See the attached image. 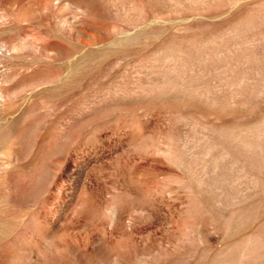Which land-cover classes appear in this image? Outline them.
I'll list each match as a JSON object with an SVG mask.
<instances>
[{
  "label": "rangeland",
  "instance_id": "rangeland-1",
  "mask_svg": "<svg viewBox=\"0 0 264 264\" xmlns=\"http://www.w3.org/2000/svg\"><path fill=\"white\" fill-rule=\"evenodd\" d=\"M0 264H264V0H0Z\"/></svg>",
  "mask_w": 264,
  "mask_h": 264
}]
</instances>
